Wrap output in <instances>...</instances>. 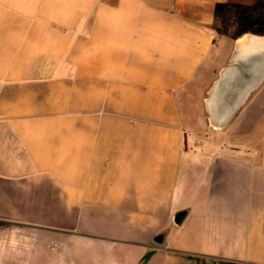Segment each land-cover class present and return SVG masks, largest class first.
I'll return each mask as SVG.
<instances>
[{"label": "crops", "instance_id": "obj_1", "mask_svg": "<svg viewBox=\"0 0 264 264\" xmlns=\"http://www.w3.org/2000/svg\"><path fill=\"white\" fill-rule=\"evenodd\" d=\"M229 8L264 16V0H0V225L98 264H264V20L224 32Z\"/></svg>", "mask_w": 264, "mask_h": 264}, {"label": "rangeland", "instance_id": "obj_2", "mask_svg": "<svg viewBox=\"0 0 264 264\" xmlns=\"http://www.w3.org/2000/svg\"><path fill=\"white\" fill-rule=\"evenodd\" d=\"M114 1V0H111ZM257 12L250 10L238 9L235 11L229 8L225 11L222 17V30L229 33H236L244 31L247 27L246 24L254 21L253 19L258 16ZM24 230L17 229L16 227H7L0 225V250L9 249L18 253L17 260L1 261L0 264H98L92 261V253L86 248L75 247L67 241L61 242L41 235L34 237L30 240L23 235ZM27 238V239H26ZM152 264H168L165 257L157 256ZM177 264V263H176ZM178 264H245L239 262H232L221 259H204L198 261L184 260Z\"/></svg>", "mask_w": 264, "mask_h": 264}, {"label": "water", "instance_id": "obj_3", "mask_svg": "<svg viewBox=\"0 0 264 264\" xmlns=\"http://www.w3.org/2000/svg\"><path fill=\"white\" fill-rule=\"evenodd\" d=\"M186 215V212L185 211H182L180 213H178L175 218H174V223L176 225H179L181 224L182 220H183V217Z\"/></svg>", "mask_w": 264, "mask_h": 264}, {"label": "trees", "instance_id": "obj_4", "mask_svg": "<svg viewBox=\"0 0 264 264\" xmlns=\"http://www.w3.org/2000/svg\"><path fill=\"white\" fill-rule=\"evenodd\" d=\"M254 21H260V20H264V16L258 15L256 16L254 19ZM248 26V23L246 24V27ZM246 30V29H245ZM150 254L146 255L143 259V264L146 262V260L149 258Z\"/></svg>", "mask_w": 264, "mask_h": 264}]
</instances>
